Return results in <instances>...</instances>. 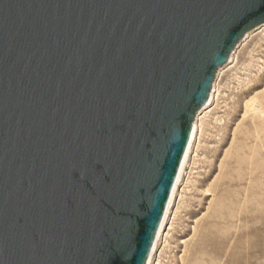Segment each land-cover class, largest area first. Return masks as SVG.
I'll return each instance as SVG.
<instances>
[{
    "label": "water",
    "instance_id": "95a60500",
    "mask_svg": "<svg viewBox=\"0 0 264 264\" xmlns=\"http://www.w3.org/2000/svg\"><path fill=\"white\" fill-rule=\"evenodd\" d=\"M264 52V0H0V264H160Z\"/></svg>",
    "mask_w": 264,
    "mask_h": 264
},
{
    "label": "rangeland",
    "instance_id": "374dc122",
    "mask_svg": "<svg viewBox=\"0 0 264 264\" xmlns=\"http://www.w3.org/2000/svg\"><path fill=\"white\" fill-rule=\"evenodd\" d=\"M254 98L258 114L245 110ZM160 264H264V52L203 154Z\"/></svg>",
    "mask_w": 264,
    "mask_h": 264
},
{
    "label": "bare ground",
    "instance_id": "6f19581e",
    "mask_svg": "<svg viewBox=\"0 0 264 264\" xmlns=\"http://www.w3.org/2000/svg\"><path fill=\"white\" fill-rule=\"evenodd\" d=\"M258 98V97H257ZM245 110L247 112H252L254 114H258L262 108V104H260L256 98L251 99L249 102L245 103Z\"/></svg>",
    "mask_w": 264,
    "mask_h": 264
}]
</instances>
